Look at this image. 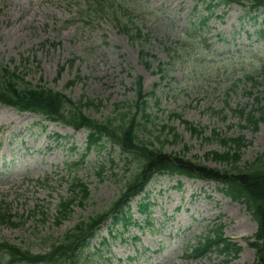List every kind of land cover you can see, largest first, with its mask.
I'll list each match as a JSON object with an SVG mask.
<instances>
[{"label": "rangeland", "instance_id": "rangeland-1", "mask_svg": "<svg viewBox=\"0 0 264 264\" xmlns=\"http://www.w3.org/2000/svg\"><path fill=\"white\" fill-rule=\"evenodd\" d=\"M121 1L130 9L121 11V23L129 31L140 30L142 39L121 32L108 13L91 21L82 17L89 15L86 0H0V66L19 69L33 87L100 105L84 110L98 121L127 103L141 78L145 92L157 97L150 100L156 124L140 132L143 141L167 155L223 170L226 166L205 160L209 153L226 151L218 135L243 137L247 143L239 167L264 161V10L255 17L240 5L220 6L210 16L207 7L218 0L205 5L199 0ZM204 18L209 21L202 27ZM141 50L152 57L142 60ZM160 64L166 66L163 74ZM250 114L260 121L257 130L246 120ZM87 136L0 104V207L18 224L0 226V242L45 254L44 240L60 239L120 196L138 162L128 164L120 149L109 145L87 154ZM75 179L87 185L89 198L59 223L58 207L74 197ZM145 196L152 205L153 229L116 227V238L103 229L104 238L93 241L82 264L255 263L248 239L257 232V222L215 183L163 176ZM136 201L132 214L140 223L144 218ZM221 226L241 253L232 258L214 252L195 260L189 249Z\"/></svg>", "mask_w": 264, "mask_h": 264}, {"label": "trees", "instance_id": "trees-1", "mask_svg": "<svg viewBox=\"0 0 264 264\" xmlns=\"http://www.w3.org/2000/svg\"><path fill=\"white\" fill-rule=\"evenodd\" d=\"M201 2L205 5L206 0H201ZM234 3L249 8L250 14L259 13L260 9L264 8V0H219L217 6H229ZM198 6L199 4H197ZM128 9V5L122 3L121 0H88L85 12L89 15L84 17L93 20L108 13L112 20L118 22L125 33L126 31L130 33L128 34L129 37L133 38L132 33H134L138 38H142V33L138 29L135 32L128 31L127 26L121 23V11L126 13ZM207 9L211 16L215 6L210 3ZM208 21L209 19L204 18L200 25L202 27L206 26ZM197 25L196 22L191 26ZM148 56H150L148 53L141 52L142 59ZM146 64L148 68H151L148 63ZM161 71L162 67L160 68ZM135 87L136 94L130 102L116 105L111 117L106 121H98L88 117L84 110L92 107L99 108L100 105H95L94 102H83L82 100L74 103L64 94L43 87H32L16 71L9 72L0 68L1 104L14 107L21 112L42 114L48 117L50 121L64 123L76 130H86L89 138V151L110 144L113 148L120 147L126 161L132 157L141 160L137 172L131 175L124 192L106 213L91 217L87 222L80 223L73 231L60 239L44 240L43 244L49 247V251L45 254L35 255L9 242H2L0 243V264H80L82 254L89 246L90 240L95 237L96 232L110 218L114 221L113 225L120 223L125 230L134 225L130 215V202L141 194L156 176L165 174L215 181L219 185H223V192L230 196L232 200L243 203L247 211L258 222L257 233L249 243L256 253L255 264H264L263 159L246 168L239 167L242 160V150L247 143L243 137L229 139L218 135L226 151L223 153H209L206 155L205 160H212L218 165L226 166V169L223 170L207 167L199 162L187 160L177 155H167L163 153L162 149H155L153 145L142 141L139 137L140 131H147L151 124L155 125L148 113L147 101L149 96H154V93L144 94L142 79L136 81ZM240 114L244 118L245 113L240 111ZM246 120L257 130L259 119L250 114ZM190 129L193 133H198L192 127ZM171 134L177 141L178 136L173 130ZM73 189L77 195L76 201L80 199L79 204L82 205L89 197L87 187L76 181ZM76 201L71 200L61 203L58 208V222L70 215L72 212L71 207ZM149 206L146 203H141L139 207L140 213L146 215V219L149 215ZM147 224L149 227L150 224ZM3 225H10L14 228L18 226L16 218L9 211L0 207V226ZM213 249L228 257L231 255L237 256L241 251L237 244L229 242L224 237L222 228L212 232L207 239L201 240L198 247L193 248L192 252L196 259H201L206 258Z\"/></svg>", "mask_w": 264, "mask_h": 264}]
</instances>
